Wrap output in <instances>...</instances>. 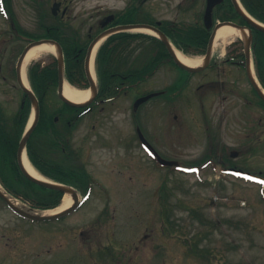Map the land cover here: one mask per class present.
<instances>
[{
	"label": "rangeland",
	"instance_id": "rangeland-1",
	"mask_svg": "<svg viewBox=\"0 0 264 264\" xmlns=\"http://www.w3.org/2000/svg\"><path fill=\"white\" fill-rule=\"evenodd\" d=\"M147 1V18L175 25L194 23L203 5ZM54 2L69 6L62 23L87 28L128 0H9L11 25L0 15V108L7 119L22 96L11 70L31 35L54 22ZM46 59L52 55L37 62ZM222 72L240 78L242 92L249 87L243 70ZM214 76L208 70L191 75L180 97L153 98L133 115L140 94L178 80V70L163 63L103 111L82 117L71 151L93 178L88 199L70 216L46 223L21 219L0 201V264H264V109L211 90L206 84ZM46 102L49 111L61 106L53 92ZM135 123L157 155L176 166H160L141 148ZM200 164L198 173L189 167ZM230 166L243 174H226ZM106 251L117 262L102 258Z\"/></svg>",
	"mask_w": 264,
	"mask_h": 264
},
{
	"label": "trees",
	"instance_id": "trees-1",
	"mask_svg": "<svg viewBox=\"0 0 264 264\" xmlns=\"http://www.w3.org/2000/svg\"><path fill=\"white\" fill-rule=\"evenodd\" d=\"M240 1L253 18L264 24V0ZM7 14H9V11ZM132 17V13L130 15L128 14V23L131 22L130 19ZM169 24L170 23L163 22L162 31L177 49L185 53H188L189 51L202 53L205 50L208 32L202 25L196 23L194 25L180 24L174 27H169ZM54 31L53 26H49L44 29L42 35L44 38H55ZM124 37H126L124 34L121 35L123 40ZM129 38H133V36H129ZM116 39H119V36H113L109 38L107 42L109 43L111 40ZM153 41L157 46L158 55L156 57H148L147 68L145 70L148 75H114V79L117 82L126 81L128 84H132L138 80H143L144 77L149 76L152 68L158 61H161V64L164 63V60L167 57L166 50L160 41L156 39ZM117 48L118 45H115L113 51L117 50ZM113 51L108 52V55L114 56ZM252 57L256 75L264 88V33L254 31ZM99 63L100 65L107 66L109 69L113 66L111 59H108L106 55L99 59ZM55 77L56 75H28L32 90L39 100L40 117L27 143V155L30 161L46 178L72 186L78 189L81 194L85 195L88 192L86 188L92 183L91 176L88 172L81 170V168L64 160L55 161L51 158H41V156H45L55 151L61 153L63 150H66V141L68 142L70 138L69 134L63 135L55 129L56 125L53 123L52 115L46 105V97L42 93V90L48 82H55ZM119 77L123 78L120 79ZM176 88V86L169 87L166 90V98L171 100L173 95L177 93ZM59 111H61V116L64 117L65 113L71 114L75 112L76 109L64 105L63 110ZM29 115L30 102L24 94H22L17 111L10 119L5 117L4 112L0 108V184L10 195L23 200L32 208L38 210H51L60 205L63 196L62 193L52 189L43 188L29 180L21 171L16 159L18 143L25 130ZM70 119L74 120L72 116L65 118V120ZM34 153L36 156H34ZM40 163H42V165ZM191 253L195 257H206V255H203V252L198 250H192ZM110 257L113 260H116L114 255H110Z\"/></svg>",
	"mask_w": 264,
	"mask_h": 264
},
{
	"label": "flooded vegetation",
	"instance_id": "flooded-vegetation-1",
	"mask_svg": "<svg viewBox=\"0 0 264 264\" xmlns=\"http://www.w3.org/2000/svg\"><path fill=\"white\" fill-rule=\"evenodd\" d=\"M193 2L194 0H188ZM215 4L212 9V19L213 25L211 30L209 31V35L213 30V26H215L217 19L226 15L231 17V21L240 25V19L235 17V11L233 8L232 0H212ZM147 0H128L126 7L124 8L126 12V8H128L133 13V18L129 24L126 25H140L146 23V13L144 12L145 5L147 4ZM206 7V0H203L202 5V17ZM181 9V7H179ZM178 8V9H179ZM194 5L189 6L188 9L193 10ZM69 6L65 3H61L60 10L57 13H60V18L63 19L66 15ZM179 9V10H180ZM125 13L119 15L112 13V18L108 21L107 24H104L105 21L98 22L95 25H88L85 28L84 25L72 26L68 24H57L54 26V35L55 42L58 43L64 58V73L65 78H68V75H71V80L73 81L75 86L81 87L86 84L85 75H94L95 86L97 90V96L94 101L89 106L92 110L89 114L98 111H103L105 105L110 104L113 100L109 98H100L97 99L99 95L102 93L112 94V93H123L122 89H116V84L112 82V78H102L100 75H147L146 73V48L143 45L145 38L141 35L126 32L128 34H124V40L121 38L122 32L117 31V28L122 27L125 23H123V15ZM121 16V17H120ZM122 22V23H121ZM116 30V31H115ZM109 33L110 37L119 36V39L111 40L109 43L105 41L101 46H99L94 54L91 56V71L90 73L87 71V62L90 58L91 52V43L95 42L102 35ZM132 33V34H131ZM129 36H133V38H129ZM36 40L30 39V43ZM28 42V43H29ZM118 45L117 50L113 51V47ZM236 46V45H233ZM227 48L226 52L222 54L221 50L215 52L214 60L211 61L210 65L206 70L210 71L211 75H215L214 79L206 84L211 90L218 92L219 94H223L224 96L234 95L239 97L241 101H244L247 106H252L256 101L254 98L256 95L253 93V89L249 84V87L242 92L240 87V78L231 79L226 74L222 72L223 68H236L240 69L239 59L241 58V50L236 49L235 47ZM114 52V56L108 55V52ZM106 55L108 59H111V63L113 66L109 69L105 65H100L99 59L103 58ZM223 59L217 61L219 57ZM2 63L0 64V72L2 71ZM136 67L138 69L136 70ZM108 69V70H107ZM118 69V70H116ZM122 69V70H121ZM204 70V71H206ZM203 71V72H204ZM12 75H19L18 73V59L15 64V68L11 70ZM202 73V72H201ZM56 75V82H48L42 93L44 95L50 94L51 92L57 94L58 91V62L55 58L46 59L41 62H37L30 67V75ZM246 79L247 78V75ZM249 83V82H247ZM246 92V93H245ZM226 99V98H223ZM107 100V101H105ZM257 105V104H256ZM255 106V105H254ZM256 107V106H255ZM84 109L78 110L77 115L80 114ZM87 114V115H89ZM57 118V119H56ZM77 120L76 124L79 123ZM53 122L58 124L60 123L59 114L56 116L53 115ZM67 127L69 129L72 128L71 122L67 121ZM75 124V125H76ZM66 129V128H65ZM63 129V130H65ZM61 130V128H59ZM67 146L69 148V143L66 141ZM154 152V151H153ZM155 153V152H154ZM232 154V153H231ZM34 156L36 154L34 153ZM57 156L56 154H48L44 159H48L51 157ZM52 157V158H53ZM65 161L70 164L81 168V170H85L88 172L85 167L81 163V158L79 154L73 152L69 153L66 151L63 156H61ZM54 159V158H53ZM42 160V159H41ZM55 160V159H54ZM42 165V163H40ZM88 189V187L86 188Z\"/></svg>",
	"mask_w": 264,
	"mask_h": 264
},
{
	"label": "water",
	"instance_id": "water-1",
	"mask_svg": "<svg viewBox=\"0 0 264 264\" xmlns=\"http://www.w3.org/2000/svg\"><path fill=\"white\" fill-rule=\"evenodd\" d=\"M59 8V5L58 4H55L53 5V14H56V10ZM211 9H212V6L210 4V0H208V5H207V9H206V13H205V17H204V24L207 28L210 27V24H211ZM244 19L247 21V23L252 27L254 28L255 30L257 31H260V32H264V26H260L254 22H252L251 20H249L248 18H246L245 16H243ZM228 24V23H227ZM231 25V24H229ZM233 26V25H231ZM132 27V26H131ZM130 26L128 27H124L125 29H129L131 28ZM144 28H148L152 31H154L156 34H158L159 38L161 39V41L164 43V45L166 46L169 54L172 56V58L174 59L175 63L181 67L182 69H185L189 72H198V71H201L203 69V67H199V68H188L184 65H182L176 58L174 52L172 51L171 47H170V44L168 42V40L166 39V37L160 33L158 30H156L155 28L153 27H150V26H142ZM235 27V26H233ZM214 33L212 34L210 40H209V43H208V46H207V51H206V55H205V59H204V65L208 63V60H209V56H210V50H211V45H212V38L214 37ZM249 35L251 36V32L249 31ZM37 44H41V43H36ZM33 46V44L29 45L28 47L25 48V50L23 51L20 59H19V64H21L24 56L26 55V53L28 52V50ZM249 48H250V40L247 42V55H248V52H249ZM60 53V52H59ZM61 71H62V59L60 57V60H59V90H58V94H59V97L65 102V103H68L72 106H76V107H81V106H84V105H77V104H74V103H71L69 101H67L64 97H63V94H62V87H63V81H62V76L61 75ZM18 77V81H19V85L22 89L23 92H25L27 94V96L29 97L30 99V102L32 103L33 105V108H34V121H33V124L32 126L24 133L20 143H19V146H18V150H17V159H18V163L23 171V173L31 180H33L35 183H37L38 185L42 186V187H45V188H50V189H54L56 191H59L61 193H68L71 195L72 199H73V205L72 207H70L69 209L63 211V212H60V213H57V214H54V215H49V216H44V215H41L39 214L37 211H34L33 209L31 208H27V209H22V208H18V207H15L14 205H12L8 199H6V197L0 192V196L7 202V204L9 205V207L16 213L18 214L19 216L21 217H24L28 220H32V221H42V220H55V219H58L60 217H63L69 213H71L72 211H74L77 206H78V198H77V194L76 192L71 189L70 187H66V186H62V185H58V184H54V183H51L49 181H45V180H38V179H34L32 178L27 172L26 170L24 169L23 165H22V161H21V155L24 151V148H25V145L27 143V140L32 132V130L34 129L35 125H36V122L38 120V115H39V109H38V103H37V100L35 98V96L33 95V93L28 89V88H25L23 85H22V81H21V75H17ZM254 85V83H253ZM255 86V85H254ZM256 88V86H255ZM258 90V89H257ZM93 92V96L95 95V92L94 90H92ZM259 92V95L260 97L264 100V96L262 95V93H260V91L258 90ZM154 95H148V96H145V97H142L140 99H138L135 104H134V108H138V106L144 102H146L147 100H149L150 98H152ZM139 137L140 139L143 141V142H146L144 140V138L142 137V135L139 133ZM232 157H236V154H233ZM159 162L162 163L163 165H172L174 164L173 162H167V161H164V160H161L160 158H158Z\"/></svg>",
	"mask_w": 264,
	"mask_h": 264
},
{
	"label": "bare ground",
	"instance_id": "bare-ground-1",
	"mask_svg": "<svg viewBox=\"0 0 264 264\" xmlns=\"http://www.w3.org/2000/svg\"><path fill=\"white\" fill-rule=\"evenodd\" d=\"M135 32H142L145 34H149V35H155L152 31L148 30V29H135L133 30ZM242 31L234 28L230 25H224L219 27L216 30L215 36H214V40H213V45H212V49H218L219 47H223L225 45H228L229 43H232L240 38H242ZM99 45V44H98ZM98 45L95 47L94 52L96 50V48L98 47ZM93 52V54H94ZM48 54H52V55H57V49L54 45L50 44V43H44L38 46L33 47L32 49H30L28 51V53L26 54L22 65H21V70H20V74H21V79H22V84L24 87H28V82L26 79V75H25V71L26 68H28V66L34 62L39 60L40 58H42V56L48 55ZM174 54L176 55L177 60L184 66L188 67V68H197L203 65V61L199 58V59H190L187 58L186 56L182 55L180 52L174 50ZM250 75H254V71H253V67L250 64ZM91 77H93V75H90ZM255 79V78H254ZM62 93H63V97L74 104H83L86 103L87 101H89L90 97H91V92L89 90H78L75 89L73 87H71L68 84H64L63 88H62ZM33 116L31 117L30 123L32 122ZM21 161H22V165L24 167V169L26 170V172L34 179H38V180H43V178L38 175L36 173V171L31 167V165L29 164L25 152L22 153L21 155ZM0 191H2V188L0 187ZM10 202L19 208H22L21 203L14 201L13 199H10L8 196H6ZM72 199L70 197L69 194H66L63 196L61 204L59 207L50 210V211H44L41 215L44 216H49V215H54L60 212H63L64 210H66L67 208H69L72 205Z\"/></svg>",
	"mask_w": 264,
	"mask_h": 264
},
{
	"label": "snow or ice",
	"instance_id": "snow-or-ice-1",
	"mask_svg": "<svg viewBox=\"0 0 264 264\" xmlns=\"http://www.w3.org/2000/svg\"><path fill=\"white\" fill-rule=\"evenodd\" d=\"M0 11H2V9H0Z\"/></svg>",
	"mask_w": 264,
	"mask_h": 264
}]
</instances>
